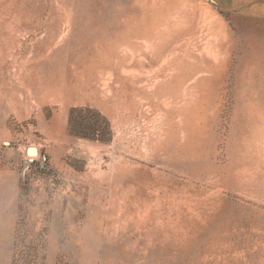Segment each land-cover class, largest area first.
<instances>
[{
  "label": "rangeland",
  "instance_id": "374dc122",
  "mask_svg": "<svg viewBox=\"0 0 264 264\" xmlns=\"http://www.w3.org/2000/svg\"><path fill=\"white\" fill-rule=\"evenodd\" d=\"M0 264H264V0H0Z\"/></svg>",
  "mask_w": 264,
  "mask_h": 264
}]
</instances>
